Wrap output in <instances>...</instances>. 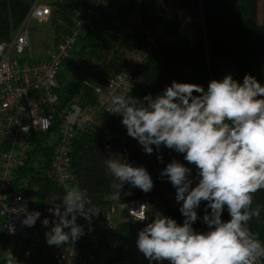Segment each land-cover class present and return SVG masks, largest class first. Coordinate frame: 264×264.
<instances>
[{
    "label": "clouds",
    "instance_id": "1",
    "mask_svg": "<svg viewBox=\"0 0 264 264\" xmlns=\"http://www.w3.org/2000/svg\"><path fill=\"white\" fill-rule=\"evenodd\" d=\"M131 91V88L129 89ZM196 93L197 95H194ZM111 112L120 116L127 135L136 139L146 154L161 146L183 154L186 164L173 159L160 177L176 190L175 200L183 223L158 214L138 231L136 246L146 259L158 264H260L264 243L250 230L249 222L260 217L253 208L254 196L264 190V85L255 76L245 74L240 83L231 74L209 81L207 88L196 83L176 82L153 96L142 99L127 94L114 95ZM108 158L105 167L112 175L110 189L119 194L125 184L150 192L154 182L144 166H133L126 159ZM157 159L163 163V156ZM195 182V186H193ZM65 195L62 205L42 220L50 231L47 243L55 246L75 242L84 235L78 217L91 224L97 214L87 189L61 178ZM204 203V215L198 209ZM227 209L230 219L222 214ZM41 213L27 214L24 223L31 227ZM198 219L207 231H197ZM68 229V231H65ZM6 264H20L9 249Z\"/></svg>",
    "mask_w": 264,
    "mask_h": 264
},
{
    "label": "trees",
    "instance_id": "2",
    "mask_svg": "<svg viewBox=\"0 0 264 264\" xmlns=\"http://www.w3.org/2000/svg\"><path fill=\"white\" fill-rule=\"evenodd\" d=\"M163 1L110 0L107 8H98L93 12L94 18L87 24L81 38V46L75 51L76 63L66 61L57 74L55 91L58 94L60 109L69 107L73 98L82 106L92 105L95 102L92 86L104 82L108 76L126 67L125 51L134 48L137 51L140 48L143 30L158 21V8ZM188 1L198 2V0ZM199 3L201 19L198 24L202 29L200 33L192 38L184 34L181 23L176 21V13L170 29L172 39L144 61L138 70L142 83L129 96L133 95L141 99L149 93L155 96L169 86L173 80L196 83L206 89L220 60L235 63L233 78L238 82H243L245 74H251L264 85V7H262V18L259 19V0H200ZM111 6L115 7L114 13L105 12ZM58 7L55 10L57 17L66 26L71 27L74 11L82 8V5L70 0V3ZM132 10L137 12L134 13L138 16L136 25L132 24L130 19ZM131 25L133 29L128 36L107 33L109 28L116 29ZM194 95L197 94L194 93ZM103 119L104 128L113 134L122 135L124 143L107 151L101 143V135L89 131H77L72 139L69 152L73 178L67 183H78L82 189H87L92 205L109 206L113 201L111 198L115 196L119 199L114 200L119 202H129L137 198L145 199V197L151 202L157 199L162 206V214L182 224L184 217L179 211L182 202H176L175 188L166 177H160V172L168 163L176 159L191 167L192 175L195 177V166L187 165L183 154L163 146L158 151L153 146V154H146L138 141L127 135L126 127L122 125L120 116L107 115ZM59 121L60 119H57V122ZM113 149H117V155L133 166H144L147 169L154 182V187L150 192L145 193L125 184L119 194L113 193L109 187L113 178L104 164V161L110 158ZM33 150L34 154L42 156L44 160H49L52 145L47 143L45 136L36 137ZM161 154L163 163L157 159V156ZM28 169L21 168L19 172L21 176H25ZM29 185L36 186L34 195L39 201H61L65 195L60 183L44 177H30ZM146 201V217L148 221H151L153 219L151 214L155 210L148 209L151 202ZM255 207L260 208V217H253L249 222V227L253 233L259 235L264 243V190L255 194L253 208ZM120 211H122L121 217L123 218H119L116 224L119 234L134 232V224L142 225L148 222H134L127 217L126 210ZM197 211L198 216L202 218L204 203ZM125 219L133 225L126 228L129 222ZM222 219L225 221L230 219L226 208ZM193 227L197 231H207V226L202 219H198ZM9 239V235L4 234L0 228V242L7 245ZM102 239L104 238H101L99 242ZM11 251L14 252V250ZM13 255L20 264H55L39 248L35 249L28 258H24L22 253L16 255L13 253ZM115 257H112L108 264L116 259ZM260 264H264V260Z\"/></svg>",
    "mask_w": 264,
    "mask_h": 264
},
{
    "label": "built area",
    "instance_id": "3",
    "mask_svg": "<svg viewBox=\"0 0 264 264\" xmlns=\"http://www.w3.org/2000/svg\"><path fill=\"white\" fill-rule=\"evenodd\" d=\"M75 1L82 8L74 11L67 34L58 38L46 57L29 60L22 55L29 39L24 24L11 41L0 42V228L9 235L7 245L15 255L22 253L28 258L39 248L55 264H94L85 259V247L98 243L107 231L114 229L112 216L120 211L117 209L126 210L130 220L143 223L138 221V215L146 216L147 201L137 198L109 206L93 205L97 214L91 224L82 217L77 219V223L83 226V236L75 242L50 246L45 233L50 231L52 224L45 227L42 220L46 217L50 221L54 219L49 209L62 205V200H37L34 195L36 186L29 185L30 177H44L57 183L61 178H66V182L72 180L69 152L72 139L79 130L101 135V143L107 151L124 143L122 135L104 128L103 117L113 115L111 97L129 96L142 83L138 70L151 54L172 39L170 29L177 9L188 0H164L160 4L158 21L143 30L142 44L130 55L126 67L92 86L95 96L92 105L82 106L73 98L69 107L60 109L55 91L57 74L81 43L87 24L94 18L93 12L110 4V0ZM50 13V6L34 4L30 16L46 22ZM40 136H45L47 143L52 145L49 160L34 154L36 137ZM21 168H29L25 176L19 173ZM33 211H39L41 216L29 227L24 221ZM128 262L129 258H122L114 259L110 264Z\"/></svg>",
    "mask_w": 264,
    "mask_h": 264
},
{
    "label": "rangeland",
    "instance_id": "4",
    "mask_svg": "<svg viewBox=\"0 0 264 264\" xmlns=\"http://www.w3.org/2000/svg\"><path fill=\"white\" fill-rule=\"evenodd\" d=\"M197 3V4H196ZM193 3V1H188L185 3H182L179 5L177 9V15H176V21L181 23V28L184 34L192 38L193 36H196L200 33V22L201 19V8L200 3L196 2ZM262 7H264V0H259V13L258 17L259 19L262 18ZM115 7H109L105 12H111L114 13ZM136 11H131V22L132 24L136 25L138 16ZM28 32H29V39H28V47L24 50L22 55L29 59V60H37L42 59L48 53L50 52V49L52 47V40L55 33V28L52 27L51 22H39L36 19H28ZM119 27V28H109L107 33L108 34H120L121 36L125 37L128 36L132 32V27ZM59 38V37H58ZM57 41V40H56ZM81 46V43H79L75 48L79 49ZM76 49V50H77ZM136 49H131L125 51L126 58L130 57V55L135 51ZM70 61L76 63L77 60V54L75 51L71 53ZM73 63V64H74ZM236 65L232 61L227 60H220L216 66V69L214 71V74L211 75L210 81L213 79H223L225 75L231 74L234 76ZM115 155H117V149L111 150L110 158H115ZM113 201L110 202V205L117 204V203H123L119 202L118 196L111 198ZM146 200H150L147 197H145ZM151 201H149L150 203ZM152 203V204H151ZM150 203V206L148 209L155 210L152 212V217L154 218L158 214H162V206L160 205V201L157 199L152 200ZM121 210V209H117ZM121 212V213H120ZM115 212L112 216L113 221L115 222V230H110L107 237L105 239H102L101 242H98L96 244H93L92 246H86L85 247V253L84 257L85 259H88L90 262H93L94 264H108V261L115 257L116 259L121 260L122 258H129V262L127 264H156V261H149L145 258L143 253H141L137 246H136V240L138 237V231L141 230L143 227L146 226L145 224H134L135 231H131L129 233H121L119 234L116 230L117 222L120 220L122 211ZM126 220V219H125ZM126 222H129L128 225L125 227L132 226L133 223L126 220ZM3 232V231H2ZM4 233V232H3ZM5 234V233H4ZM12 250V248L3 242H0V264H6L5 260V252L8 250ZM14 253V252H13ZM119 257V258H117ZM111 263V262H110ZM109 263V264H110ZM165 264H168L167 261H165Z\"/></svg>",
    "mask_w": 264,
    "mask_h": 264
},
{
    "label": "crops",
    "instance_id": "5",
    "mask_svg": "<svg viewBox=\"0 0 264 264\" xmlns=\"http://www.w3.org/2000/svg\"><path fill=\"white\" fill-rule=\"evenodd\" d=\"M71 1L77 3L75 0ZM66 3H70V0H0V42L11 41L18 28L23 24L28 29V19L34 20V18L30 16L34 4L48 5L51 8V13L46 22L50 21L52 27L55 28L51 51L58 37L67 34L70 28L59 20L55 11L56 8H59L58 6H64ZM108 233L109 231L104 234V239L107 237Z\"/></svg>",
    "mask_w": 264,
    "mask_h": 264
}]
</instances>
